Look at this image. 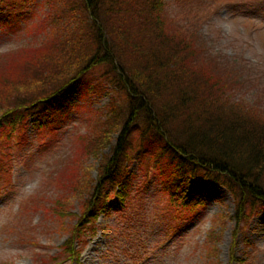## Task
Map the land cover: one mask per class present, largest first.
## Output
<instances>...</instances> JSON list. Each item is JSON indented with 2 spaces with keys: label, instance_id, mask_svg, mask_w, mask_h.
<instances>
[{
  "label": "trees",
  "instance_id": "obj_1",
  "mask_svg": "<svg viewBox=\"0 0 264 264\" xmlns=\"http://www.w3.org/2000/svg\"><path fill=\"white\" fill-rule=\"evenodd\" d=\"M30 1L0 0V8ZM57 1L50 0L65 24L54 19L43 43L0 55L1 140L24 137L29 118L37 127L52 123L50 107L63 109L70 88L85 82L92 66H109L124 100L112 101L94 135L83 137L80 152L60 163L51 180L53 189L63 191L59 198L39 194L45 186L27 199L69 231L67 255H74L85 228L108 212L111 197L114 210L126 206L128 176L141 172L145 181L158 179L168 202L180 207L168 206L176 220L197 216L215 186H225L234 198V235L240 232L264 205V109L235 98L218 63L212 67L205 60L191 35L168 28L165 0ZM133 138L149 148L146 164L158 171L150 177L129 150ZM98 156L93 177L81 162ZM70 191L81 209L74 228L67 229L71 205L61 199Z\"/></svg>",
  "mask_w": 264,
  "mask_h": 264
},
{
  "label": "rangeland",
  "instance_id": "obj_2",
  "mask_svg": "<svg viewBox=\"0 0 264 264\" xmlns=\"http://www.w3.org/2000/svg\"><path fill=\"white\" fill-rule=\"evenodd\" d=\"M9 7L0 8V55L43 43L54 19L65 24L50 0ZM165 17L169 29L192 36L212 67L218 63L216 70L230 83L235 98L264 109V0H165ZM104 65L92 66L85 82L70 88L63 109L50 107L52 123L37 127L29 118L24 137L0 138V264H51L63 250L69 231L56 225L50 213L22 210L23 201L45 186L39 194L58 199L63 191L53 189L51 180L63 167L60 163L80 152L83 137L94 135L112 101L124 102L122 91L111 83L112 71ZM47 139L51 142L44 144ZM143 141L133 138L129 150L139 155L150 177L158 171L152 162L146 164L150 155ZM99 161L100 156L90 157L81 164L89 165L94 177ZM128 178L126 206L99 215L80 256L61 264H264V205L234 235V198L225 186H215L197 216L176 220L168 206L180 207L168 202L158 179L145 181L142 172ZM66 199L72 213L63 226L72 229L81 206L71 191L61 200ZM174 230L179 234L168 240ZM232 254L236 260H231Z\"/></svg>",
  "mask_w": 264,
  "mask_h": 264
}]
</instances>
